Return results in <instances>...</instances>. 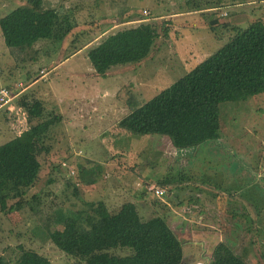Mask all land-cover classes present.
Returning <instances> with one entry per match:
<instances>
[{
  "label": "rangeland",
  "instance_id": "374dc122",
  "mask_svg": "<svg viewBox=\"0 0 264 264\" xmlns=\"http://www.w3.org/2000/svg\"><path fill=\"white\" fill-rule=\"evenodd\" d=\"M27 1L0 0V17ZM42 3L59 13L51 39L11 50L0 32V88L15 85L20 93L0 110V144L43 118L61 121L45 139L48 151L39 154L38 178L22 203L0 208V255L13 263L30 250L52 264H86L58 249L49 233L73 213L86 227L102 203L113 216L134 208L142 220L164 217L183 244L181 264H207L221 241L248 264H264V91L221 103L220 139L195 148L177 150L165 136L117 125L133 102L143 104L188 73L236 28L264 22V0ZM65 15L70 31L59 38ZM140 22L158 33L149 55L96 74L88 49Z\"/></svg>",
  "mask_w": 264,
  "mask_h": 264
},
{
  "label": "trees",
  "instance_id": "16d2710c",
  "mask_svg": "<svg viewBox=\"0 0 264 264\" xmlns=\"http://www.w3.org/2000/svg\"><path fill=\"white\" fill-rule=\"evenodd\" d=\"M58 17L57 9L44 7L42 0H28L18 5L0 17L4 45L11 50H23L39 40L51 39ZM64 23L59 38L70 31L67 15ZM157 36L151 23L140 22L106 35L88 49L87 57L94 72L105 76L112 66L140 62L147 57ZM7 87L16 92L15 85ZM263 91L264 22L257 19L245 28H236L216 52L152 98L140 105L133 102V108L117 125L133 135L165 136L177 150L195 148L220 139L221 103L244 101ZM60 121V115L43 118L0 144L1 210L22 203L25 190L38 178L41 168L38 156L48 151L45 139ZM9 199L15 201L7 206ZM99 204L96 216L86 227L81 226V217L76 213L64 219L62 229L49 233L53 244L86 264L182 263L183 244L164 217L157 215L142 220L134 208L113 216ZM118 249L129 253L112 252ZM0 264L52 263L35 251L25 250L13 263L0 255ZM207 264L248 263L221 241L214 246Z\"/></svg>",
  "mask_w": 264,
  "mask_h": 264
},
{
  "label": "built area",
  "instance_id": "2783aa9c",
  "mask_svg": "<svg viewBox=\"0 0 264 264\" xmlns=\"http://www.w3.org/2000/svg\"><path fill=\"white\" fill-rule=\"evenodd\" d=\"M17 92L11 91L10 88H0V110L10 104L15 97L19 96L20 93Z\"/></svg>",
  "mask_w": 264,
  "mask_h": 264
},
{
  "label": "crops",
  "instance_id": "0c3cea01",
  "mask_svg": "<svg viewBox=\"0 0 264 264\" xmlns=\"http://www.w3.org/2000/svg\"><path fill=\"white\" fill-rule=\"evenodd\" d=\"M215 7H217V6H215ZM200 10H205V12H206V11L211 10V8H208V9H200ZM197 11H198V10H197ZM95 44H97V43H95ZM95 44H94V45H95ZM77 53H79V52H77ZM77 53H76V54H77ZM73 55H75V53H74ZM70 57H71V56H70ZM63 62H65V60H63L61 63H63ZM34 78H35V77H34ZM37 81H38V80H37ZM37 81L32 82L31 84H29V86L35 84ZM16 123L18 124V121H16ZM19 123H20V121H19Z\"/></svg>",
  "mask_w": 264,
  "mask_h": 264
},
{
  "label": "water",
  "instance_id": "95a60500",
  "mask_svg": "<svg viewBox=\"0 0 264 264\" xmlns=\"http://www.w3.org/2000/svg\"><path fill=\"white\" fill-rule=\"evenodd\" d=\"M216 21H213V23H215Z\"/></svg>",
  "mask_w": 264,
  "mask_h": 264
}]
</instances>
